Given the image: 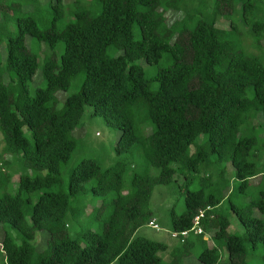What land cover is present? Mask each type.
<instances>
[{
	"label": "trees",
	"instance_id": "16d2710c",
	"mask_svg": "<svg viewBox=\"0 0 264 264\" xmlns=\"http://www.w3.org/2000/svg\"><path fill=\"white\" fill-rule=\"evenodd\" d=\"M248 34L264 45V0H0L1 264H186L194 254L200 264H264V218L255 214L264 215V191L242 204L233 195L264 173L255 122L264 115V61L241 45ZM27 37L47 47L46 85L33 95L40 56ZM86 106L121 130L116 153L127 158L104 169L82 159L66 178ZM135 162L146 171L127 182ZM229 164L237 185L227 194ZM182 174L199 187L171 211V232L190 230L205 210L204 233L177 240L166 262L159 253L168 244L138 230L155 218V187ZM227 201L243 235L229 231Z\"/></svg>",
	"mask_w": 264,
	"mask_h": 264
},
{
	"label": "rangeland",
	"instance_id": "374dc122",
	"mask_svg": "<svg viewBox=\"0 0 264 264\" xmlns=\"http://www.w3.org/2000/svg\"><path fill=\"white\" fill-rule=\"evenodd\" d=\"M14 0H9V2H13ZM47 1V0H44ZM67 2H73V0H66ZM31 9V7L29 8ZM169 21H174L179 17V14H169ZM217 26L222 29H227L229 27V22L226 20H219L217 23ZM11 28L15 30L14 24L12 23ZM6 41L5 38L3 42L0 43V59L4 60L6 58ZM27 43L28 45L34 49L40 56V64L39 68L37 69L31 83H30V89L31 94H35L37 88L41 86L46 85V81L42 74V67L44 63V55L47 47L45 45L39 44L36 40H34L31 37H27ZM264 44V43H263ZM241 45L244 46L246 49V52L249 55H255L260 57L264 61V45L259 47L256 45L254 40L251 38L250 34L242 40ZM63 51V45L61 44V48L59 49V52ZM147 75H150L151 72L148 70V67L145 68ZM79 86L76 85V83L73 84V86L69 89L68 92H59L58 96L60 99V105L63 104L64 98L68 96L69 94L78 91ZM93 108L91 106H86L85 113L81 120V125L78 127L75 131V137L77 138L78 144L77 149L73 153L67 167H65L64 170V176L68 178V175L72 168L82 159H94L96 160L101 167L108 168L115 164L118 160H124L127 158L126 155H117L116 153V145L121 135V130L118 128H115L108 123L105 122V120L99 116H95L92 114ZM256 123L261 124V130L264 131V115H259L258 118L255 120ZM26 132L29 134L28 129H25ZM204 138V135L201 136V139ZM5 143L3 141V135L0 132V162L2 161L1 157L3 155ZM194 150V148H193ZM13 163L12 166H9V168L15 172L18 171V168L22 165L20 164V161ZM261 163H264V158L261 161ZM136 169L129 168L126 172V181H130L132 173L134 171H138L140 173H144L146 171V167L142 162H135ZM228 170L225 173V179L229 181V187L227 188V194L233 191L234 186L237 185V181L235 179L234 174V168L231 164L228 165ZM152 174H156L158 170L156 168H152L151 170ZM28 174L34 175L35 171L33 169H29ZM16 175L12 177V186L11 191L15 193L18 190V177L19 175L15 173ZM256 180L250 183V186L244 191H237L238 194L234 195V200H237L239 204H242L244 202H247L250 198L259 196L261 191H264V173H260L256 178ZM67 180V179H66ZM187 177L186 175H176L175 179L172 183L169 185H157L154 189L150 207L152 211L154 212L155 218L157 220V223L160 226V230L153 229L149 226H143L138 230V235L146 236L152 240L164 242L168 244V248L165 250L160 251L159 255L164 259V261H169L171 259V251L172 249L178 244V241L171 236V227H170V215L171 211L175 209L177 212H181L184 208V200H185V193L186 189H196L198 188V183L192 185L186 183ZM1 190V189H0ZM90 196L87 199V204L89 205V210L92 209V203L89 202ZM101 202V201H98ZM97 202V203H98ZM221 208L225 211L226 216L229 218L230 221V227L229 231L232 233H237L239 235H243L245 233V227L240 223L237 215L229 209L228 201L223 203ZM256 215L262 216L264 218V215L260 214L257 210L255 212ZM27 219H30L28 217ZM94 223V222H93ZM1 224V223H0ZM92 228H95L96 224L90 225ZM80 226L78 224H74L72 231L78 230ZM44 233L39 232V235ZM209 238V235L207 236ZM40 238V236H39ZM42 244L41 247H43L44 242L38 241ZM212 245V242L209 243ZM39 245V244H37ZM39 245V247H40ZM263 250V249H261ZM222 253V259L223 261L227 260V250L225 247L221 250ZM258 255L261 254L258 252ZM197 254H194L192 257L187 259L186 264H200ZM261 257V256H260ZM248 261L250 263H261V260L259 258H253L252 256L248 257ZM1 264V261H0ZM115 264V263H113Z\"/></svg>",
	"mask_w": 264,
	"mask_h": 264
},
{
	"label": "built area",
	"instance_id": "2783aa9c",
	"mask_svg": "<svg viewBox=\"0 0 264 264\" xmlns=\"http://www.w3.org/2000/svg\"><path fill=\"white\" fill-rule=\"evenodd\" d=\"M1 170L5 171L6 169L4 167H2V164L0 163V171ZM205 216H206V211L205 210L201 211L200 214L195 217L194 225H193V227L190 230H185V231H181V232L172 231L171 232L172 238L183 242L185 240V238L190 234V232H194V234H203L204 233V228H203V226L201 224V220ZM148 226L153 228V229H156V230H160L161 229L159 224L157 223L156 218L151 219L149 221V223H148Z\"/></svg>",
	"mask_w": 264,
	"mask_h": 264
}]
</instances>
